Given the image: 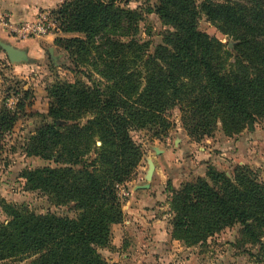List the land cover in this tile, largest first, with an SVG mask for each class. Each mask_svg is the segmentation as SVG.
<instances>
[{
    "label": "trees",
    "instance_id": "1",
    "mask_svg": "<svg viewBox=\"0 0 264 264\" xmlns=\"http://www.w3.org/2000/svg\"><path fill=\"white\" fill-rule=\"evenodd\" d=\"M242 1L251 7L230 0H202L199 6L233 37L229 66L223 44L198 30L196 0H158L148 9L171 27L153 53L131 36L136 13L114 0H64L51 11L55 44L74 62L92 66L103 82L63 81L48 89L51 123L35 129L22 146L27 156L48 164L22 175L26 190L47 194L56 206L70 205L73 215L6 206L10 219L0 223V261L116 264L99 248L123 218L119 187L133 177L142 156L132 130L165 133L174 108L187 134L198 139L210 135L217 121L230 135L264 119V1ZM27 97L16 110H0V133L13 128ZM26 102L31 114L38 113L33 101ZM170 207L174 238L196 244L239 225L248 246L257 247L252 255L264 259V185L246 167L237 166L231 178L216 177L213 185L202 178L183 184Z\"/></svg>",
    "mask_w": 264,
    "mask_h": 264
},
{
    "label": "rangeland",
    "instance_id": "2",
    "mask_svg": "<svg viewBox=\"0 0 264 264\" xmlns=\"http://www.w3.org/2000/svg\"><path fill=\"white\" fill-rule=\"evenodd\" d=\"M114 1L136 13V32L131 36L147 44V52L153 53L164 30L171 29L156 13L148 12L158 0ZM201 1L196 0L198 30L220 41L227 51V66L234 64L233 37L225 33L219 22L207 18L199 9ZM230 1L251 7L242 0ZM54 24L56 27L55 21ZM51 36L54 38L49 48L46 44L26 46L29 62L10 64L5 53L0 57V110L4 107L14 110L27 94V99L33 101V110L38 112L31 114L25 99V107L13 128L0 133V223L10 219L5 211L8 205L41 214L49 211L73 215L70 205L56 206L47 194L26 190L24 170L42 167L48 161L27 156L22 146L35 129L51 123L46 110L52 85L63 81L90 85L103 79L92 66L74 62L68 51L55 44L57 35ZM168 122L166 132L159 135L152 128L131 131L142 156L133 177L119 187L123 218L110 226L109 242L99 248L101 255L116 264H264V259L259 261L261 258L252 255L257 247L248 246L239 225L225 227L196 244L174 238L171 224L174 213L170 207L173 193L183 184L202 178L213 185L216 177H233L237 166L246 167L264 185V119L249 122L230 135L217 121L214 131L199 139L187 134L177 108L169 111ZM29 263L30 258L18 257L0 261V264Z\"/></svg>",
    "mask_w": 264,
    "mask_h": 264
},
{
    "label": "crops",
    "instance_id": "3",
    "mask_svg": "<svg viewBox=\"0 0 264 264\" xmlns=\"http://www.w3.org/2000/svg\"><path fill=\"white\" fill-rule=\"evenodd\" d=\"M63 1L64 0H0V39L25 50L29 62L30 54H28L26 46L38 45L41 47V44H46L48 48L51 47L54 38V36L51 35H56L55 31L53 30L47 35L41 36L43 38L34 39L33 37L21 38L14 33H10V29L23 23L34 21L41 13H51V11L56 9ZM65 36L72 35L66 34ZM3 53L4 52L0 49V57L4 55Z\"/></svg>",
    "mask_w": 264,
    "mask_h": 264
},
{
    "label": "built area",
    "instance_id": "4",
    "mask_svg": "<svg viewBox=\"0 0 264 264\" xmlns=\"http://www.w3.org/2000/svg\"><path fill=\"white\" fill-rule=\"evenodd\" d=\"M50 15V13H41L34 21L11 28L10 32L16 33L19 37H39L46 35L52 32L55 27Z\"/></svg>",
    "mask_w": 264,
    "mask_h": 264
},
{
    "label": "water",
    "instance_id": "5",
    "mask_svg": "<svg viewBox=\"0 0 264 264\" xmlns=\"http://www.w3.org/2000/svg\"><path fill=\"white\" fill-rule=\"evenodd\" d=\"M0 49L5 53L10 64L28 62V55L25 50L15 47L0 39Z\"/></svg>",
    "mask_w": 264,
    "mask_h": 264
}]
</instances>
